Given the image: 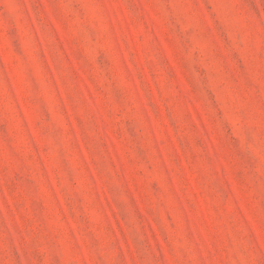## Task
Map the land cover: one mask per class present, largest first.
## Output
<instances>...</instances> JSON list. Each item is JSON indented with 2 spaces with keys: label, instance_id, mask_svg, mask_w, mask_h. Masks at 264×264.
<instances>
[{
  "label": "rangeland",
  "instance_id": "374dc122",
  "mask_svg": "<svg viewBox=\"0 0 264 264\" xmlns=\"http://www.w3.org/2000/svg\"><path fill=\"white\" fill-rule=\"evenodd\" d=\"M0 264H264V0H0Z\"/></svg>",
  "mask_w": 264,
  "mask_h": 264
}]
</instances>
